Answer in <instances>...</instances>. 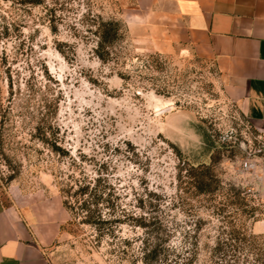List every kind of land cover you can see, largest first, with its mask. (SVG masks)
Instances as JSON below:
<instances>
[{"label":"rangeland","instance_id":"rangeland-1","mask_svg":"<svg viewBox=\"0 0 264 264\" xmlns=\"http://www.w3.org/2000/svg\"><path fill=\"white\" fill-rule=\"evenodd\" d=\"M131 8L0 0V200L62 213L47 264H143L156 237L149 264H264V138L211 59Z\"/></svg>","mask_w":264,"mask_h":264},{"label":"crops","instance_id":"crops-1","mask_svg":"<svg viewBox=\"0 0 264 264\" xmlns=\"http://www.w3.org/2000/svg\"><path fill=\"white\" fill-rule=\"evenodd\" d=\"M162 20L172 40L211 59L238 93L242 113L264 138V0H131ZM62 213L16 194L0 200V264H47Z\"/></svg>","mask_w":264,"mask_h":264},{"label":"trees","instance_id":"trees-1","mask_svg":"<svg viewBox=\"0 0 264 264\" xmlns=\"http://www.w3.org/2000/svg\"><path fill=\"white\" fill-rule=\"evenodd\" d=\"M106 27L104 28L100 33H99V43L98 46L102 47V46H107L108 44H110L114 34L116 33V24L115 22H106V24H104ZM98 56L101 57V55L98 53ZM85 201L82 200L81 203L82 205L80 206V208H82L83 211H85L84 215H83V220L82 222L85 223H89V224H97L99 223V221H101L99 219L98 216V212L95 213L94 210L90 209L87 205H85L84 203ZM65 203V202H64ZM98 218L97 220H95L96 218ZM97 226V225H95ZM61 228V226H60ZM156 241H152L146 239L144 241V246L142 247V261L143 264H149L151 261H156V259H159L158 255L160 254V245L157 242L158 237L155 238Z\"/></svg>","mask_w":264,"mask_h":264}]
</instances>
